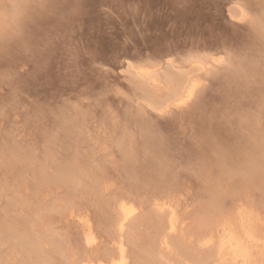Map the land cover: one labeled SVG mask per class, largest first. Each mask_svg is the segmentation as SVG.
<instances>
[{"label":"rangeland","instance_id":"1","mask_svg":"<svg viewBox=\"0 0 264 264\" xmlns=\"http://www.w3.org/2000/svg\"><path fill=\"white\" fill-rule=\"evenodd\" d=\"M167 71L201 79L186 106H160ZM257 141L264 0H0V264H31L23 242L37 263L105 260L119 238L127 264H219L198 241L218 222L264 234Z\"/></svg>","mask_w":264,"mask_h":264},{"label":"bare ground","instance_id":"2","mask_svg":"<svg viewBox=\"0 0 264 264\" xmlns=\"http://www.w3.org/2000/svg\"><path fill=\"white\" fill-rule=\"evenodd\" d=\"M138 75L147 83L157 82L156 77L151 76L150 73H148L145 69L140 70ZM163 78L169 81L168 83L174 82L175 85H177L174 86V89H172L170 94L166 96V99L160 106L170 103L169 105L175 108L186 106L192 100L194 95H196V92L199 90L201 81V79L198 77H192L190 76V73L187 72L174 76L169 73V71H167L163 74ZM253 143L254 144L250 145L253 151V158L250 160V162H248L249 167H247V172H252L253 174H259L260 172L264 173V152L261 151V153L260 149L258 152L255 151V149L260 147L259 141ZM66 173L68 172L66 171ZM257 174L254 175L258 176ZM260 175L261 174H259V176ZM262 176L263 178L261 179H264V174H262L261 177ZM131 204L129 202L126 203L123 201L115 204L116 217L112 224L115 225L114 227H116L115 230H117L119 233V237H121L122 233L124 232V228H126L127 223H129V221H131L137 213L136 208ZM156 207L160 213L165 209L168 210V218L166 217L167 221L165 222L166 230L170 234L176 232L177 218L174 209L166 203L156 204ZM82 224L85 226L86 230L84 233V243L90 247L95 243V239L87 222L82 221ZM217 227L218 230H214V233L203 236L198 234L200 237H197L199 239L197 240L199 241L200 246L208 247L210 249L208 250V253H206V258L213 257L219 264H264V234H260L255 230L254 223L248 212L246 213L239 211L234 214L232 220L221 221V223L218 222ZM176 240L174 239V242L172 243H175L176 248L180 250L181 253H185L186 250L184 248L186 247ZM21 246V252L30 259L31 264H42L35 262L33 259L36 250L28 246V244L25 242H23ZM115 246L116 253L113 256H110L108 259L103 260L81 258L80 260L74 261L71 264H127L128 258L126 255V249L121 238L115 241Z\"/></svg>","mask_w":264,"mask_h":264}]
</instances>
